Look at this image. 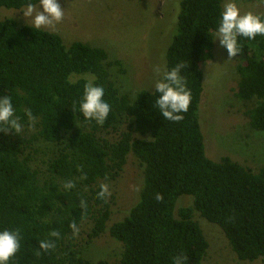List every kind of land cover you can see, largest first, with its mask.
<instances>
[{"label":"trees","instance_id":"obj_1","mask_svg":"<svg viewBox=\"0 0 264 264\" xmlns=\"http://www.w3.org/2000/svg\"><path fill=\"white\" fill-rule=\"evenodd\" d=\"M25 0H0V7L21 9ZM220 0H180L177 31L165 52V69L181 60L192 92L189 111L180 122L163 120L151 107V92L135 99L121 94L110 79L103 48L81 41L63 43L60 35L18 26L14 18L0 20V94L11 95L17 115L31 108L38 122L20 136L0 132V226L20 227L24 240L18 264H172L183 253L187 264H202L208 242L196 219L219 226L239 260L264 264V166L253 171L228 156L208 158L198 119L202 65L211 59L210 30ZM238 82L234 95L251 103L249 125L264 131V38L245 41L236 56ZM104 84L113 113L102 126L83 123L71 105L82 93L85 77ZM109 134V135H107ZM45 142L56 151L41 177L34 164V145ZM132 154L142 170L143 192L127 214L108 225L111 195L97 199L99 184L116 180ZM87 179L71 193L65 180ZM107 178V179H106ZM163 200H156V194ZM182 194L192 203L176 209ZM88 200V210L79 198ZM89 222L86 243L108 232L122 244L116 260H90L72 236L69 223ZM47 221H51L48 223ZM56 230V248L36 257L37 241Z\"/></svg>","mask_w":264,"mask_h":264},{"label":"rangeland","instance_id":"obj_2","mask_svg":"<svg viewBox=\"0 0 264 264\" xmlns=\"http://www.w3.org/2000/svg\"><path fill=\"white\" fill-rule=\"evenodd\" d=\"M65 8L64 20L54 32L65 45L81 41L103 48L108 60H119V66L110 68V79L119 93L132 98L137 91L150 89L157 79L153 69L159 64L165 69V52L177 31L180 0H60ZM241 12L264 13L260 0H239ZM21 9L0 7V20L14 18L18 26L27 24ZM212 57L202 69V86L198 119L203 134L204 150L208 158L219 160L228 156L253 171L264 166V131L250 127L246 111L251 103L234 95L238 82L235 71L236 57H229L226 49L213 42ZM123 89L127 91L122 92ZM109 135V134H107ZM34 163L40 176H46L47 160L56 146L40 142ZM112 200L108 225L121 220L138 200L137 187L142 185V170L130 153L120 176L110 181ZM192 203V196L182 194L176 209ZM208 248L202 264H262L239 260L223 232L214 223L194 212ZM90 223L83 224L75 240L81 244L83 255L90 260H116L123 247L108 232L86 243Z\"/></svg>","mask_w":264,"mask_h":264},{"label":"clouds","instance_id":"obj_3","mask_svg":"<svg viewBox=\"0 0 264 264\" xmlns=\"http://www.w3.org/2000/svg\"><path fill=\"white\" fill-rule=\"evenodd\" d=\"M260 2L264 3V0ZM218 8L210 37L211 41H218L219 45L226 49L230 58L242 53L245 38L247 41H254L257 37L264 38V13L241 12L239 0H220ZM20 12L33 31L55 29L65 17V8L61 6L60 0H25ZM187 69L188 65L183 60L167 69L159 64L154 66L153 71L157 76L152 85L154 90L145 91L151 92V107L163 120L178 123L189 111L192 92L185 74ZM85 80L79 99L73 102L70 109L73 114L82 117L84 124L94 122L102 126L113 113V102L107 98L105 85L97 83L95 76L85 77ZM124 91L127 89L122 90ZM37 122L38 119L31 108H24L23 116H19L13 97L0 94V132L20 136L26 129H33ZM77 171L81 173L79 177L67 179L62 184L65 193L73 192L81 180L87 179L83 168H78ZM136 190L138 193L143 192V185L138 186ZM111 195L110 182L100 183L96 192L97 199L107 202ZM155 198L158 201L163 200L159 193ZM79 207L84 212L88 210V200L82 195L79 198ZM69 228L74 238L79 236L81 228L75 220L69 223ZM61 238L59 231H49L45 238L37 241L38 247L33 250L34 255L40 257L43 253L54 250ZM23 240L20 227L0 226V264H18V253L21 252ZM172 264H187V257L183 253L175 255L172 257Z\"/></svg>","mask_w":264,"mask_h":264},{"label":"built area","instance_id":"obj_4","mask_svg":"<svg viewBox=\"0 0 264 264\" xmlns=\"http://www.w3.org/2000/svg\"><path fill=\"white\" fill-rule=\"evenodd\" d=\"M247 1H251V0H247Z\"/></svg>","mask_w":264,"mask_h":264}]
</instances>
